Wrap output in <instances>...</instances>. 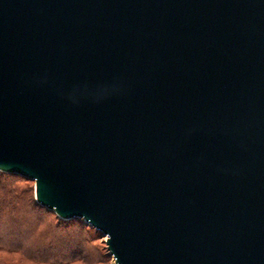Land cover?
Instances as JSON below:
<instances>
[{"label":"water","instance_id":"obj_1","mask_svg":"<svg viewBox=\"0 0 264 264\" xmlns=\"http://www.w3.org/2000/svg\"><path fill=\"white\" fill-rule=\"evenodd\" d=\"M0 171L113 264H264V0H0Z\"/></svg>","mask_w":264,"mask_h":264},{"label":"trees","instance_id":"obj_2","mask_svg":"<svg viewBox=\"0 0 264 264\" xmlns=\"http://www.w3.org/2000/svg\"><path fill=\"white\" fill-rule=\"evenodd\" d=\"M29 181L0 171V250L30 263L100 264L87 225L77 218L63 220L41 207Z\"/></svg>","mask_w":264,"mask_h":264},{"label":"rangeland","instance_id":"obj_3","mask_svg":"<svg viewBox=\"0 0 264 264\" xmlns=\"http://www.w3.org/2000/svg\"><path fill=\"white\" fill-rule=\"evenodd\" d=\"M29 183L34 185L33 181H29ZM34 196V193H33ZM88 229L93 233L90 240H92L91 244L94 246V250L97 251V257L101 260L100 264H113L112 257L108 254L106 250V245L104 242V237L100 235L98 231H95L92 227L87 225ZM90 243V242H89ZM0 264H46V263H30L24 262L21 260L20 256L13 252H6L2 249L0 250ZM47 264H83L79 260H72L70 262H51Z\"/></svg>","mask_w":264,"mask_h":264},{"label":"snow or ice","instance_id":"obj_4","mask_svg":"<svg viewBox=\"0 0 264 264\" xmlns=\"http://www.w3.org/2000/svg\"><path fill=\"white\" fill-rule=\"evenodd\" d=\"M105 239H107V237H105Z\"/></svg>","mask_w":264,"mask_h":264}]
</instances>
